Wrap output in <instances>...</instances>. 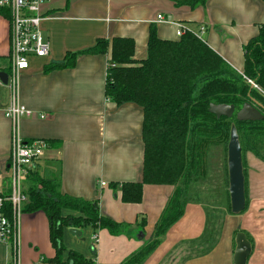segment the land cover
I'll use <instances>...</instances> for the list:
<instances>
[{
  "label": "crops",
  "instance_id": "crops-1",
  "mask_svg": "<svg viewBox=\"0 0 264 264\" xmlns=\"http://www.w3.org/2000/svg\"><path fill=\"white\" fill-rule=\"evenodd\" d=\"M43 12L47 17L41 26L50 42V54L30 58L29 68L19 76V101L36 114L21 118L19 134L26 141L48 140L34 167L39 175L55 180L63 194L98 200L103 215L126 225L125 232L117 235L107 229L95 233L90 226L65 227V258L73 250L93 258L95 264H121L151 239L175 187L145 184L141 202L125 203L120 186L111 185L142 180L145 148L143 109L132 102L117 105L105 95L110 50L99 55L81 54L73 67H46L70 52L94 46L99 38H133L134 57L141 60L147 57L152 26L157 27L160 38L178 40L179 23L196 32L205 26L201 35L207 44L243 72L244 45L264 24V1L207 0L205 6L192 9L177 7L173 0H52ZM161 14L166 20L158 21ZM10 43L9 21L0 15V72L10 73ZM9 103L10 90L1 83L0 169L4 168V176L12 152L13 123L4 113ZM244 162L246 208L240 214L225 216L215 248L187 259L189 242L202 235L206 224L205 204L190 202L142 264H233L237 230H243L252 244L247 264H264V161L247 152ZM70 214L76 212L63 210L64 216ZM55 255L45 212L22 213L19 263L54 264L49 259ZM12 259L11 245L0 236V264H13Z\"/></svg>",
  "mask_w": 264,
  "mask_h": 264
},
{
  "label": "trees",
  "instance_id": "trees-1",
  "mask_svg": "<svg viewBox=\"0 0 264 264\" xmlns=\"http://www.w3.org/2000/svg\"><path fill=\"white\" fill-rule=\"evenodd\" d=\"M173 2L177 7L195 9L205 6L207 0ZM109 50L111 60L107 68L105 95L117 105L132 102L143 109L145 148L142 180L111 185L114 188L120 186L125 203L141 202L145 184L175 187L151 239L121 264H142L171 226L183 216L190 202L205 204L206 224L202 235L189 242L187 259L206 255L219 241L225 216L233 214L227 162L232 125L239 134L245 177L247 152L264 161V118L257 121L236 118V112L252 98L264 105V24L258 35L244 45L243 72L232 67L195 32L187 31L178 40L162 39L156 26L150 28L148 53L144 59H135V41L131 37L99 38L94 46L70 52L62 61L47 66L46 70L73 67L81 54L99 55ZM212 103L234 105L236 112L231 118L218 117L209 110ZM262 113L264 115V110ZM43 140L48 145V140ZM24 141L31 143L34 140ZM221 146L225 150L227 181L226 186L215 191L209 188L207 178L214 167L213 151ZM10 183L8 177L3 181L7 196L10 195ZM23 184L28 199L22 211L41 210L50 221V239L56 249L55 257L49 259L51 263L95 264L93 258L73 250L65 258V227L90 226L95 233L107 229L114 235L125 232L124 223L101 213L98 200L63 194L55 180L42 177L35 169L27 170ZM64 209L76 214L64 216ZM4 215L12 221L10 202L5 206ZM238 232L244 231L237 230L235 235ZM10 236L13 246L12 232Z\"/></svg>",
  "mask_w": 264,
  "mask_h": 264
},
{
  "label": "built area",
  "instance_id": "built-area-1",
  "mask_svg": "<svg viewBox=\"0 0 264 264\" xmlns=\"http://www.w3.org/2000/svg\"><path fill=\"white\" fill-rule=\"evenodd\" d=\"M52 0H0V15L9 21L10 26V73L7 86L10 90V103L4 113L13 123L12 152L8 172L0 180V236L3 241L11 245L13 250V264L18 261V227L23 204L28 197L24 193L23 179L28 169H34L38 160L44 155L48 145L45 140H34L27 143L19 134V122L23 117H33L35 112L20 103L18 97L19 76L29 68L32 57H45L50 54V42L42 31V21L47 17L44 5ZM158 21L166 20L161 14ZM178 26L177 36L181 37L187 31H193L182 24ZM206 31L201 26L196 34L202 36ZM0 80V84H1ZM257 87V85H255ZM258 88V87H257ZM44 118V114H39ZM1 174V173H0ZM10 178V195L5 194L4 179ZM101 185H105L104 182ZM12 206V221L4 215L6 204ZM12 232L13 246L10 243Z\"/></svg>",
  "mask_w": 264,
  "mask_h": 264
},
{
  "label": "water",
  "instance_id": "water-1",
  "mask_svg": "<svg viewBox=\"0 0 264 264\" xmlns=\"http://www.w3.org/2000/svg\"><path fill=\"white\" fill-rule=\"evenodd\" d=\"M9 73L0 72V80L3 84H7ZM252 86H255L252 83ZM210 112L218 117L226 116L231 118L234 116L236 109L234 105L229 104H210ZM264 105L255 99L245 102L243 106L236 112V118L239 121H257L264 118L262 113ZM228 173H229V194L231 211L233 214H240L246 208V178L243 165L242 146L239 134L235 125H232L230 132V140L228 143ZM73 233L81 232L72 229ZM236 247L233 255V264H247V260L252 252V244L245 232H238L235 237Z\"/></svg>",
  "mask_w": 264,
  "mask_h": 264
},
{
  "label": "rangeland",
  "instance_id": "rangeland-1",
  "mask_svg": "<svg viewBox=\"0 0 264 264\" xmlns=\"http://www.w3.org/2000/svg\"><path fill=\"white\" fill-rule=\"evenodd\" d=\"M211 160L214 163V167L212 171L209 172V178H207V183H209V188L217 191L218 189L220 190L223 186H226L227 181V173L225 170L226 159L224 146L214 149ZM0 170L2 173L0 174L1 180V177L4 176V168H1Z\"/></svg>",
  "mask_w": 264,
  "mask_h": 264
}]
</instances>
